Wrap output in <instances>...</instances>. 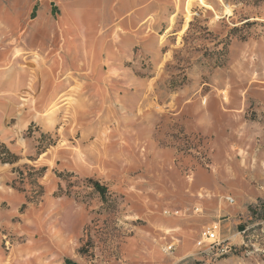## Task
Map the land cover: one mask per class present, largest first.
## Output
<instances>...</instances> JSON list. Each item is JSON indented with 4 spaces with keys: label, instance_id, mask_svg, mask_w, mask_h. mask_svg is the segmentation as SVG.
<instances>
[{
    "label": "rangeland",
    "instance_id": "374dc122",
    "mask_svg": "<svg viewBox=\"0 0 264 264\" xmlns=\"http://www.w3.org/2000/svg\"><path fill=\"white\" fill-rule=\"evenodd\" d=\"M0 143V264H264V0H0Z\"/></svg>",
    "mask_w": 264,
    "mask_h": 264
},
{
    "label": "trees",
    "instance_id": "16d2710c",
    "mask_svg": "<svg viewBox=\"0 0 264 264\" xmlns=\"http://www.w3.org/2000/svg\"><path fill=\"white\" fill-rule=\"evenodd\" d=\"M18 160L5 144L0 143V162L4 164H14ZM96 191L101 195L105 196L106 189L101 186L98 182H92Z\"/></svg>",
    "mask_w": 264,
    "mask_h": 264
},
{
    "label": "built area",
    "instance_id": "2783aa9c",
    "mask_svg": "<svg viewBox=\"0 0 264 264\" xmlns=\"http://www.w3.org/2000/svg\"><path fill=\"white\" fill-rule=\"evenodd\" d=\"M203 239H204V242L207 241L211 245H219L220 244L218 235L213 230H209V231L205 232L203 235Z\"/></svg>",
    "mask_w": 264,
    "mask_h": 264
}]
</instances>
